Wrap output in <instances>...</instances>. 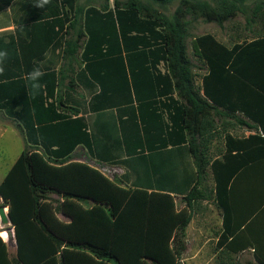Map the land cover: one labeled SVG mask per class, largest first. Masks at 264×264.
Returning <instances> with one entry per match:
<instances>
[{
  "label": "trees",
  "instance_id": "16d2710c",
  "mask_svg": "<svg viewBox=\"0 0 264 264\" xmlns=\"http://www.w3.org/2000/svg\"><path fill=\"white\" fill-rule=\"evenodd\" d=\"M13 1L0 0V10ZM102 1L106 8L109 0ZM155 1L165 8L172 0ZM114 4L128 17L125 21L118 19L124 36L130 25L137 29L139 19L134 17L138 15L146 18L141 24L143 31L148 30L144 25L160 29L156 40L141 38L133 49L123 41L134 51L138 46L155 47L150 52L155 74L160 62L167 65L169 74L161 76L157 72L156 77L165 86L172 78L184 102L183 126L189 135L196 180L182 197L180 209L171 192L119 186L99 169L73 161L70 156L77 145H89L81 120L72 122L80 126L75 131L65 127V149L51 151L50 141L59 139L57 132L53 133L56 127L48 128L49 135H39L27 119L30 102L24 99L25 88L23 94L16 82L5 83L0 86V109L16 122L29 144L0 182V206L8 207L16 241V256L9 259L8 245L0 234V264H178L186 250L184 236L192 217L190 210L197 201L208 199L202 186L207 169L214 181V202L222 212V232L216 245L221 261L217 264H233L224 256L238 254L247 247L238 248L241 228L234 221L236 205L231 185L245 168L264 159V0H181L170 16L141 0H114ZM239 15L245 17L244 27L256 37L232 46L211 33L193 39V53L204 61L207 70L197 86L186 45L193 22L202 19L224 26ZM107 16L114 26L112 11ZM51 77L47 76L45 89L34 98L29 87L35 114L40 113V107L43 109L39 123L69 121L70 113L78 114L62 101L57 107L49 102L56 87ZM11 86H17L15 98L7 94ZM216 118L237 119L253 131L243 138L226 133L224 152L211 159ZM52 194L61 195L63 201L55 204ZM59 211L70 221L60 220Z\"/></svg>",
  "mask_w": 264,
  "mask_h": 264
},
{
  "label": "crops",
  "instance_id": "0c3cea01",
  "mask_svg": "<svg viewBox=\"0 0 264 264\" xmlns=\"http://www.w3.org/2000/svg\"><path fill=\"white\" fill-rule=\"evenodd\" d=\"M118 1L124 3L127 0ZM141 1L152 4L165 14L169 8L175 11L181 2L172 0L164 8L155 0ZM36 3L37 0H14L0 10V50L8 52L5 71L0 74V86L16 82L23 94L25 88L27 94H24V99L30 102L26 109L27 119L39 130V135H49L48 128L56 127L57 131L53 130V133L57 132L59 139L50 141L51 151L56 152L60 147L65 149L64 129L70 127L75 131L80 126H74L72 122L79 119L89 135V145H77L70 154L73 161L99 169L124 188L171 192L178 204L196 180L189 135L183 126L184 102L174 89L172 78L166 86L163 80L160 83L161 80L157 79V72L165 76L169 71L167 65L160 62L155 74L150 62V52L155 47L138 46V51L133 54L134 59L137 56L139 59L134 62L133 70L130 66L133 71L131 77L123 41L125 39L130 48H134L141 38L156 40L160 29L144 25L148 30L143 31L141 24L146 23V18L138 15L134 17L139 19L137 29L130 25L124 36L118 19L125 21L127 16L122 14L123 8L115 7L114 0H109L106 8L102 0H50L44 8L36 7ZM110 11L115 19L114 26L107 16ZM37 67L44 72L39 81L41 89L46 87L47 76L52 74L49 80L55 81V95L49 102L57 107L62 101L67 108L78 111L77 115L70 113L71 120L37 121L42 118L43 109L40 107V113L35 114L30 82L26 79L27 74ZM196 84L199 86L201 82ZM16 89L17 86H11L7 94H13L15 98ZM57 111L60 112L59 109ZM175 118H178L177 122ZM0 119L7 120V127L14 128L26 141L16 122L1 109ZM232 183L236 205L234 221L241 228L238 248L247 247L238 254L251 250L253 259L249 261L264 262V159L245 168ZM50 197L55 204L63 201L59 194ZM182 207L183 202L181 207L178 205L179 209ZM218 210L216 245L222 232V212ZM190 213L192 217L184 236L186 250L178 258V264L219 263L220 250L217 248L216 255L208 257L186 253L190 246L188 230L194 222L205 230L204 226L210 223L212 214L205 207L191 209ZM57 216L64 222L70 221L61 211ZM231 255L237 254H229L226 259L231 260ZM15 256L9 254V259Z\"/></svg>",
  "mask_w": 264,
  "mask_h": 264
},
{
  "label": "rangeland",
  "instance_id": "374dc122",
  "mask_svg": "<svg viewBox=\"0 0 264 264\" xmlns=\"http://www.w3.org/2000/svg\"><path fill=\"white\" fill-rule=\"evenodd\" d=\"M174 9L169 8V12L166 11V14L171 15ZM245 17L240 15L237 19L228 21L224 24V26L219 27L216 23H206L202 20L194 22L189 30V36L186 40L188 55L192 59L194 64V79L195 83L201 82V76L206 73V65L204 61L198 57H196L193 53L192 42L193 37L196 35L204 34V33H212L216 35L218 40L225 43L228 46H232L235 42H241L243 40L249 41L256 37L255 33L253 34L250 30L246 29L245 26ZM134 51L130 48H126V62L130 69L131 77L133 74V64L137 62L135 57L134 59ZM139 64V63H137ZM132 65V70L130 66ZM132 80V79H131ZM127 88L130 90L129 83L127 82ZM215 122V135L213 141L211 143V155L210 158L221 157L224 152V135L226 133H232L235 136H244L246 133H250L253 131L250 128H246L245 126L240 125L239 120L237 119H214ZM8 121L0 119V182L3 176L6 174L8 169L14 164L24 146H28V142L24 140L22 135H20L14 128L7 127ZM206 178L202 184L203 188L206 189V194L208 195L207 200H200L195 203L192 210L201 209L205 207L209 209L211 214V221L209 224L204 226L205 230L194 222L190 229L188 230L190 246H188L187 254H203L206 257L216 255V237L218 232V210L216 203L213 199V190L214 181L212 177V173L210 169H207ZM0 203L2 200L0 198ZM178 205L181 207L182 201L178 200ZM8 208V207H7ZM8 211V210H7ZM11 227V223L2 224L0 219V229L7 230L8 234L3 230L2 237L8 243V252L11 257H14L16 254V241L14 230ZM209 227L210 229H208ZM225 255V254H224ZM226 256V255H225ZM224 256V257H225ZM231 260L233 264H243L249 260L253 259V253L251 250H247L241 254L231 255Z\"/></svg>",
  "mask_w": 264,
  "mask_h": 264
},
{
  "label": "clouds",
  "instance_id": "9594fccd",
  "mask_svg": "<svg viewBox=\"0 0 264 264\" xmlns=\"http://www.w3.org/2000/svg\"><path fill=\"white\" fill-rule=\"evenodd\" d=\"M50 0H37L35 4L36 7L44 8L45 5L49 4ZM8 59L7 50H0V74L5 71V61ZM44 72L40 68H34L30 73L27 74L26 79L30 82L31 95L33 98L39 94L42 85L39 83L40 79L43 77Z\"/></svg>",
  "mask_w": 264,
  "mask_h": 264
},
{
  "label": "water",
  "instance_id": "95a60500",
  "mask_svg": "<svg viewBox=\"0 0 264 264\" xmlns=\"http://www.w3.org/2000/svg\"><path fill=\"white\" fill-rule=\"evenodd\" d=\"M7 212H5V206H0V218L2 224H7L8 222H10Z\"/></svg>",
  "mask_w": 264,
  "mask_h": 264
},
{
  "label": "bare ground",
  "instance_id": "6f19581e",
  "mask_svg": "<svg viewBox=\"0 0 264 264\" xmlns=\"http://www.w3.org/2000/svg\"><path fill=\"white\" fill-rule=\"evenodd\" d=\"M5 212H7V207H5ZM1 219V218H0ZM4 230V229H3ZM7 234H8V236H9V233H8V231H6V230H4ZM10 237V236H9Z\"/></svg>",
  "mask_w": 264,
  "mask_h": 264
}]
</instances>
